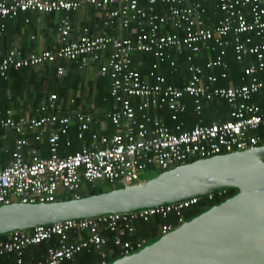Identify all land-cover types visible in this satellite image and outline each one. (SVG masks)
I'll return each instance as SVG.
<instances>
[{
	"label": "built area",
	"instance_id": "obj_1",
	"mask_svg": "<svg viewBox=\"0 0 264 264\" xmlns=\"http://www.w3.org/2000/svg\"><path fill=\"white\" fill-rule=\"evenodd\" d=\"M208 2L0 0V20H11L26 12L63 14L57 25L59 46L37 53H25L13 46L0 55V79L6 80L11 70L39 65H55V75L60 78L65 73L61 62H72L81 69L107 54L99 73L110 82L112 104L104 120L113 128L110 135L93 131L96 122L90 114L62 113L55 93L47 95L39 106L38 117L16 115L7 109L0 115V141L5 140L6 131L12 132L15 139L11 150L3 149L8 164H2L0 152V206L53 203L67 195L79 199L83 183L91 187L98 183L130 186L143 182L141 174L150 168L167 171L193 158L202 160L264 146L260 135L264 111L255 100L264 98V0H217L213 12L205 7ZM86 6L101 13V32L94 35L89 27H83L81 34L71 40L69 14ZM132 24L137 29L130 32ZM116 27L132 35L116 32ZM228 46H232L236 61L251 60L243 69L240 85L217 86L220 79L228 77L224 60ZM204 51L215 52V56L202 65L195 64L193 60ZM138 53L155 59L144 75L133 68ZM179 56H184L188 73L182 87L168 84L157 72L161 63L176 70ZM217 68L221 69L218 75L213 73ZM188 98L196 116H201L204 105L214 100L225 101L229 111L223 120L185 129L183 116ZM162 112L168 113L171 126L159 116ZM72 128L81 147L60 156V137ZM44 135L49 146L45 158L30 146V141L39 142ZM70 145L66 140L65 146ZM220 190L217 196L225 193ZM205 196L209 201L215 198L213 192ZM199 202L196 196L138 211L11 231L0 241V257L14 255V264H63L83 251L94 250L99 259L91 264H110L104 233L112 236L113 247L128 256L145 243L142 238L124 239L135 236L139 224L156 216H173L177 224L184 223L183 212ZM172 228L171 224H163L159 233L164 236ZM50 240L57 245L47 248L43 259L24 260L27 248Z\"/></svg>",
	"mask_w": 264,
	"mask_h": 264
},
{
	"label": "water",
	"instance_id": "obj_2",
	"mask_svg": "<svg viewBox=\"0 0 264 264\" xmlns=\"http://www.w3.org/2000/svg\"><path fill=\"white\" fill-rule=\"evenodd\" d=\"M224 188L237 193L110 264H264V146L196 160L89 197L0 206V235L138 211Z\"/></svg>",
	"mask_w": 264,
	"mask_h": 264
},
{
	"label": "trees",
	"instance_id": "obj_3",
	"mask_svg": "<svg viewBox=\"0 0 264 264\" xmlns=\"http://www.w3.org/2000/svg\"><path fill=\"white\" fill-rule=\"evenodd\" d=\"M216 4H217V0H209V2L205 4V7L207 8L208 12H213ZM89 10L93 18H95L94 17L95 14L99 13V11L94 10L92 7H90ZM53 15L54 14L52 13V14H48L47 16L46 15L45 16L46 18H51ZM76 15H77L76 12L69 14L70 20H72V18ZM39 16L40 14L38 13L26 12V13L20 14L17 18H14L11 20H8V19L0 20V25L3 24V28L0 29V55H5L14 46L13 40L16 34H19L21 31L26 30V25H28L26 23V20H28V23H29V21L32 22L33 19H36ZM101 19L102 17L100 18V20ZM85 24L86 22L82 23V25H85ZM56 29H57V26H53V30L56 31ZM135 29H137L136 26L132 24L130 27V32H132V30H135ZM55 46L58 47L59 45H55ZM55 46L51 48H47V49L55 48ZM214 56H215V52H205L204 51L200 56L196 57L193 61L195 64L202 65L204 62L212 59ZM224 60L228 66V70H227L228 78L225 80L220 79L217 82V86H228L229 84L233 86L240 85L242 83L241 76L243 74V69L249 65L247 58L243 59V61L241 62L236 61L234 54H233L232 46H228L226 49V56L224 57ZM154 62H155V59L152 56L138 54L134 57L133 68L144 75L147 73V70L151 67V65ZM75 67L77 68V66ZM22 70L23 69H20L17 71L11 70L8 73V77L6 80L0 79V115H4L7 109H9L10 107L16 106L18 104L17 98H19L21 95L19 94V92L14 91L18 87L16 85L15 79L18 77V73L22 72ZM157 72L158 74L165 77L166 82L168 84H171L174 86L182 87L184 86V84L187 82V79H188V73H187L184 56H179L177 58V69L176 70H173L172 68L168 67V65H166L165 63H161ZM220 72H221V69H218V68L213 71V73L216 75H218ZM48 89H51V88H48ZM109 93H110V82H109V90L104 91L103 94L99 95L97 98L98 100L96 102V106L97 107L99 106L98 109L101 112V113L100 112L96 113L97 116H100L104 111H106V109L110 108L112 102H111ZM57 95H58L57 96L58 104L62 102V106H65L64 105L65 96L60 93H58ZM42 100L45 101L46 96L44 97L42 93H39V94L37 93V97L29 100V102L31 103V109L38 110ZM255 100L259 102L262 111H264V98L255 97ZM186 104H187V111H186V114L183 116V119L185 120V123H186L184 127L185 129H189L190 127H192V125L199 123V122L202 125H209V124L219 121L220 119L223 120L225 119L224 115L226 114L227 111H229V106L225 101L214 100L204 105L201 116H196L193 113V104L189 98L187 99ZM62 111H64V109ZM89 112L92 114L94 113V111H89ZM159 116L164 120V122L167 125L171 126L173 124L172 121H170L169 115L167 112H162L159 114ZM98 129H99L98 126H94L92 128L93 131L99 132ZM73 132L68 133V135L66 136L60 137V141H59L60 156L61 155L66 156L68 154H72L73 152L77 151L81 147L80 145L81 143L77 140L76 136L74 135L75 133ZM112 132H113V128L108 127L107 131L103 133L110 135ZM255 134L259 135L260 133L258 132ZM260 135H263V138H264V129L262 130V133ZM68 139L70 140L71 145L69 147H66L65 141ZM48 151H49V146L47 145V152L41 155L43 156L47 155ZM2 152H1L2 153L1 156H2V159L5 161L6 154L4 151ZM196 160H197L196 158H193L187 163H192ZM147 171H154V176L151 178H154L162 174L163 172H165L161 169L157 171L152 170V168L148 169ZM142 176L143 174H141V178L143 181L148 180L146 178H143ZM118 188H122V185L104 184V185H99L98 187H94V188L91 186H88L86 188V191L81 193L80 198L97 195V194L107 192L112 189H118ZM218 191L219 190H215L213 192L215 194V198L213 201H209L207 200L206 196H202L200 197V202L197 205L184 211L183 212V219H184L183 222H187L197 217L198 215L207 211L209 208L219 203L224 202L225 200L236 195L237 193V189L235 188H224V189H221L220 191H224L225 193L222 196H217ZM65 200H72V197L67 195V196H60L59 198H57V201H65ZM163 224H171L173 227L172 230H174L178 228L182 223L177 224L173 216H168L167 218H161L160 216H156V217H153L147 223L139 224L137 226V232L135 236L133 237L128 236L124 239L134 240L136 238H142L145 241L143 246L151 244L157 241L161 237L159 233V227ZM6 236L7 234L0 235V241L4 240ZM104 236L108 239V247L106 248L107 253L109 254L108 261L112 263L113 261L119 258H122L123 254L120 252V250H118L117 248L111 245L112 236L107 233H104ZM56 245L57 243L55 242V240H50L48 242H44L39 245L30 246L29 248L25 250L23 258L24 260H27V261L43 259L44 258L43 255H45L44 252L46 251V249L49 247H55ZM136 251L137 250L130 252L129 255L135 253ZM14 258H15L14 255H7V256L0 257V264H14L13 262ZM98 259H99L98 253L94 250H90L89 252L83 251L82 253L76 255L73 260L65 262L63 264H91Z\"/></svg>",
	"mask_w": 264,
	"mask_h": 264
},
{
	"label": "crops",
	"instance_id": "obj_4",
	"mask_svg": "<svg viewBox=\"0 0 264 264\" xmlns=\"http://www.w3.org/2000/svg\"><path fill=\"white\" fill-rule=\"evenodd\" d=\"M89 8L90 6L82 7L78 12H76L77 15L72 18V31L70 33L71 40L76 39L81 34V30L83 27H89L90 31L94 35H97L101 32V13L99 12L95 14V18H93V16L90 14ZM62 15L63 14L58 13L54 14L51 18H46L47 15L45 16L43 14H40V16L36 19H33L32 22L29 21V23H27L28 25H26V30L21 31L19 34H16L14 36V46H18L25 53H37L41 50L59 45V35L57 29L56 31L53 30V26L58 25L59 19ZM83 22H86V24L82 25ZM116 32H120L123 35L130 34L128 33V31L121 30L118 27H116ZM138 54H135L134 57ZM106 55L107 54H103L101 60L99 61H90L87 66L81 68V70H79L80 68L78 67L76 68V65L72 62H61L65 69V73L60 78L55 75V65H39L31 67L30 69L24 68L25 70L23 69L22 72H19L18 77L15 79L16 85L18 87L14 91L19 92L21 96L17 98L18 104L16 106L10 107L9 109L13 110L16 115L26 113L30 116L38 117L40 114L36 109H31V103L29 102V100L37 97V93H42L44 97H47V95H49L50 93H55L56 95L60 93L65 96V106H62V102L59 103L60 109H64L62 113L74 114L76 112H80L89 114V111H94L93 114L90 113V115L95 118L96 122L94 123L93 127L98 126V130L102 133L107 131L108 127H111V125L105 122L104 114L110 108L106 109V111H104L100 116H97L96 114L100 112L98 109L99 106H96L98 96L103 94L104 91L109 90L108 78L101 76L99 73V68L106 61ZM247 60L250 63L251 58H247ZM70 100H73V103H70ZM42 102L40 103V105L42 104ZM226 114L224 116H226ZM73 131L74 129L72 128L70 132ZM45 136L47 135H44L39 142L30 141V146L34 149H37L39 156L43 158L48 156V153L44 156L41 155L47 152L48 144L46 142L47 137ZM14 138L15 136L12 132L6 131L5 140L0 141V151L5 148H9V150H11L13 148L12 145ZM79 142L81 143V141ZM1 162L4 165L8 164L9 160L7 154L5 161L1 156ZM104 184L107 183H98L95 187ZM88 186L89 185L85 183L82 184L81 190L79 192L80 195L81 193L86 191V188Z\"/></svg>",
	"mask_w": 264,
	"mask_h": 264
},
{
	"label": "rangeland",
	"instance_id": "obj_5",
	"mask_svg": "<svg viewBox=\"0 0 264 264\" xmlns=\"http://www.w3.org/2000/svg\"><path fill=\"white\" fill-rule=\"evenodd\" d=\"M152 170H159V169H157V168H152ZM143 174V178H146V179H148V180H150L149 178H151V177H153L154 176V171H147V172H143L142 173ZM152 179V178H151Z\"/></svg>",
	"mask_w": 264,
	"mask_h": 264
}]
</instances>
